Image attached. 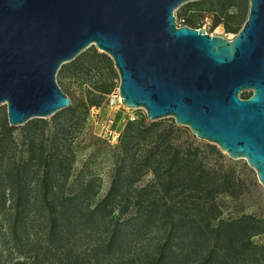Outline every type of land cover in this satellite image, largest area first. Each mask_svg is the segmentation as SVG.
<instances>
[{"label": "trees", "instance_id": "16d2710c", "mask_svg": "<svg viewBox=\"0 0 264 264\" xmlns=\"http://www.w3.org/2000/svg\"><path fill=\"white\" fill-rule=\"evenodd\" d=\"M243 1L205 0L204 15L211 20V28L222 25L225 33L236 35L247 18L241 9ZM179 17L181 26L200 28L184 14ZM98 63L111 69L109 58L94 51L87 65L92 68ZM112 90L111 82L94 85L92 95L79 105L71 102L52 120H29L18 141L11 139L17 127L1 123L0 264L25 244H36L31 229L41 230L52 244L51 238L74 223L86 225L91 233L98 229L109 233L107 253H113L111 248L120 243L118 233L129 227L131 236L137 238L152 226L168 234L184 220L196 219L210 246L199 264H209L219 248L224 258L221 264H232L241 250L254 248L252 239L264 234V221L248 214L223 217L219 198L234 202L240 185L236 168L213 145L199 142L173 120L169 124L149 122L146 116L126 122L116 146L95 144L99 140L85 128L87 116ZM93 93L99 94L98 101ZM240 95L248 99L251 93ZM79 141L86 143L84 159L79 158ZM102 153L109 166V183L100 196L102 180L96 162ZM166 237L155 243L144 264L174 263L176 255L167 250ZM18 254L13 264H27V253Z\"/></svg>", "mask_w": 264, "mask_h": 264}, {"label": "water", "instance_id": "95a60500", "mask_svg": "<svg viewBox=\"0 0 264 264\" xmlns=\"http://www.w3.org/2000/svg\"><path fill=\"white\" fill-rule=\"evenodd\" d=\"M197 0H0V106L9 127L71 106L56 76L90 47L108 56L120 104L171 118L196 140L244 160L264 190V0L227 40L177 26ZM242 92H250L241 99Z\"/></svg>", "mask_w": 264, "mask_h": 264}, {"label": "rangeland", "instance_id": "374dc122", "mask_svg": "<svg viewBox=\"0 0 264 264\" xmlns=\"http://www.w3.org/2000/svg\"><path fill=\"white\" fill-rule=\"evenodd\" d=\"M204 1L197 0L182 5L174 12L176 23H181L179 21L181 17L179 16L184 14L186 17L193 19L197 26H200L199 29L204 30L207 34L220 36L227 40L233 39L235 34L225 33L222 25L215 29L211 28V20L204 15L208 6V3ZM248 8V0H244L243 4H241V9L248 13ZM232 13H237V11L233 10ZM94 51L97 50L92 46L82 52L78 60L65 64L64 70L58 71L56 81L62 92L67 94V97L74 105H79L83 98L87 99L89 95H92L94 85L103 82H111L113 84L111 94L102 101L101 106L89 110L85 128L94 139L99 140L95 141L98 146H100V142H103L110 147H114L118 143L119 136L126 122L145 116V111L143 109L126 108L118 103L119 77L113 67V63L107 56L111 63V69L102 63L89 68L87 63L90 61L91 54ZM94 95L98 101L100 99H98L99 94L95 93ZM240 96L242 97L243 95ZM110 98H115L113 105L109 104ZM47 120H52V117ZM171 121V118H166L157 122L169 124ZM2 122H7L5 105L0 106V125ZM22 130V126L17 127L11 139L18 141ZM202 143L208 144L206 142ZM85 144L84 142L80 143V141L77 144L80 159L87 157V151L83 149ZM216 148L222 154L223 159L236 168V176L240 185V192L234 202L219 198L220 203L224 207L223 217H238L242 214H248L264 221V190L257 181L254 171L247 166L244 160H232L221 152L218 147ZM101 155L96 162V171L102 180L100 196L104 195L109 183V166L106 163L105 154L102 153ZM146 179H149V177ZM201 226L202 224L198 219L194 220V222L184 220L175 229L176 231L169 229L167 234L161 228L152 226L142 232L137 238L131 236V227H129L118 233L120 243L115 248H111L113 253H107L108 251L105 250L109 233L102 229L91 233L86 229V225L81 223H74L71 226L67 225L64 231L57 234L55 238H51L54 239L52 244L45 236L40 234L41 230L38 229L34 232L35 230L31 229L29 233L31 237L36 234V244L33 245L31 243L30 245L31 241H28L30 246L25 244L24 247L19 248L18 253H27L29 257L27 264H133L131 262L132 259H134V264H144V261L149 257L148 254L152 253L155 243L167 235V250L176 255L173 264H199L204 253L209 250V245L205 241L203 236L205 233ZM3 234L8 237L9 233L5 231ZM252 241L255 245L254 248L241 250L237 255V259H233L234 263L232 264H264V234L255 236ZM18 253L14 252L11 254L7 261L2 264H13L21 255ZM222 256L223 253L219 248L209 264H221L222 262L220 261L224 260Z\"/></svg>", "mask_w": 264, "mask_h": 264}, {"label": "built area", "instance_id": "2783aa9c", "mask_svg": "<svg viewBox=\"0 0 264 264\" xmlns=\"http://www.w3.org/2000/svg\"><path fill=\"white\" fill-rule=\"evenodd\" d=\"M177 26H181V25H180V24H177ZM117 101H118V103H120L119 98H118ZM114 103H115V98H110V99H109V104H110V105H113Z\"/></svg>", "mask_w": 264, "mask_h": 264}]
</instances>
